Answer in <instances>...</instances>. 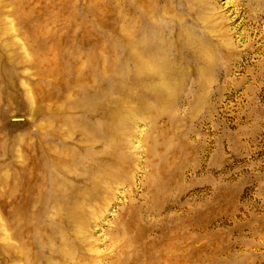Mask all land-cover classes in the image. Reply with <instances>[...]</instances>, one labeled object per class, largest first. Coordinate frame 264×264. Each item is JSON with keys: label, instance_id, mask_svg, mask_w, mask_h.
<instances>
[{"label": "rangeland", "instance_id": "obj_1", "mask_svg": "<svg viewBox=\"0 0 264 264\" xmlns=\"http://www.w3.org/2000/svg\"><path fill=\"white\" fill-rule=\"evenodd\" d=\"M0 264H264V0H0Z\"/></svg>", "mask_w": 264, "mask_h": 264}]
</instances>
